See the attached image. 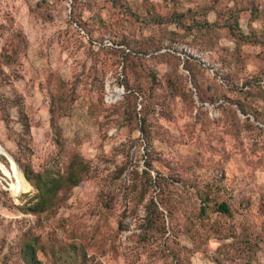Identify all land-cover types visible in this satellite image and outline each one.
<instances>
[{
  "label": "rangeland",
  "instance_id": "374dc122",
  "mask_svg": "<svg viewBox=\"0 0 264 264\" xmlns=\"http://www.w3.org/2000/svg\"><path fill=\"white\" fill-rule=\"evenodd\" d=\"M73 156L55 215L23 212L14 157ZM27 232L76 264H264V0H0V264Z\"/></svg>",
  "mask_w": 264,
  "mask_h": 264
},
{
  "label": "trees",
  "instance_id": "16d2710c",
  "mask_svg": "<svg viewBox=\"0 0 264 264\" xmlns=\"http://www.w3.org/2000/svg\"><path fill=\"white\" fill-rule=\"evenodd\" d=\"M13 46V45H12ZM146 52V50H144ZM11 53L14 55L17 53L16 47L13 46ZM12 54L6 51V59H11ZM131 55L126 54L123 58L125 62H132ZM9 61H7L8 63ZM186 70H189V66L184 65ZM50 125L56 126L54 122L55 112L54 104L50 105ZM29 127L26 125V132H29ZM59 145L60 142L57 141ZM19 170L23 174L25 180L33 187L35 194L30 197L20 209L31 214L37 218L49 220L55 215L58 207L66 200L65 197H61V193H68L72 188L79 185L88 173L87 164L77 157H72L69 160V164L66 172L62 175H53L52 173H36L28 164H22L19 158L14 157ZM148 165V169H149ZM144 174H149L144 171ZM27 197V195L25 196ZM172 205L167 204V208H171ZM214 209L222 214H229L230 210L226 203H215ZM170 210V209H169ZM201 213L205 214V207H200ZM38 254H42L44 258H54L59 264H76L84 256L83 249L76 248L74 246H68L62 248L55 245H48L43 242L40 235L33 232L24 233L15 245L13 258L17 264H42L39 260Z\"/></svg>",
  "mask_w": 264,
  "mask_h": 264
},
{
  "label": "water",
  "instance_id": "95a60500",
  "mask_svg": "<svg viewBox=\"0 0 264 264\" xmlns=\"http://www.w3.org/2000/svg\"><path fill=\"white\" fill-rule=\"evenodd\" d=\"M4 150V149H3ZM6 152V151H5ZM6 154L10 157V155L6 152ZM4 157H6V156H4ZM11 158V157H10ZM6 159H8V157H6ZM11 160H12V162L14 163V161H13V159L11 158ZM15 164V163H14ZM16 166V165H15ZM16 168H17V166H16ZM25 179V178H24Z\"/></svg>",
  "mask_w": 264,
  "mask_h": 264
},
{
  "label": "bare ground",
  "instance_id": "6f19581e",
  "mask_svg": "<svg viewBox=\"0 0 264 264\" xmlns=\"http://www.w3.org/2000/svg\"><path fill=\"white\" fill-rule=\"evenodd\" d=\"M12 161V160H11ZM14 164V163H13Z\"/></svg>",
  "mask_w": 264,
  "mask_h": 264
}]
</instances>
